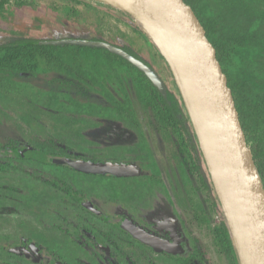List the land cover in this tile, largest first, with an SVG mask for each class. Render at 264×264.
Segmentation results:
<instances>
[{
  "label": "rangeland",
  "instance_id": "374dc122",
  "mask_svg": "<svg viewBox=\"0 0 264 264\" xmlns=\"http://www.w3.org/2000/svg\"><path fill=\"white\" fill-rule=\"evenodd\" d=\"M245 4L248 6V12L246 9H242L243 13H241L244 15L241 14L235 18L240 24L239 29L241 30L243 22V25L256 26L257 30H264V17L262 21L257 20L258 23H255L256 21H253V17H251L254 14L253 8L260 11L258 9L260 3L247 0ZM57 26L65 30L57 31L59 34L53 35L52 31ZM64 32L66 35L70 34L75 37L96 36L115 45L129 47L140 58L150 63L167 89L176 95L178 88L168 70L166 61L164 62L165 59L160 57L149 35L126 12L98 0H0V35L17 38L19 35L30 34L41 39L50 37V35L61 38L64 37ZM55 46L56 52L63 53L65 57L69 55L71 58L74 55V65H72L75 68L73 69L81 68L83 73L79 72L74 77L72 75L68 77L71 78L73 85L68 90V85L57 86L50 81L55 77H65V73H57L53 69L43 70L45 65L42 63H39L41 65L38 68H31L18 74L0 71V143H5L9 136H14L25 140L31 147H41L49 151L51 148L54 149L51 143L60 146L64 142L73 144V148L76 150L80 149L84 151L83 153L89 152L86 154L99 159L102 157L97 153L94 155L95 151L121 156L124 155L126 148L125 157L127 160L134 161L136 158L147 161L144 164L145 167L148 165L154 172L162 169L165 175L163 177L162 174L158 176L142 173L129 180V184L134 181H144L145 185H149L153 192L156 191L154 198L155 200L159 199L160 202L165 200L163 194L167 192V188L170 191V196L174 197L177 203L176 207L185 209V220L192 228L194 235L201 240L212 264H226L210 231L219 218L218 212L213 210L207 192L202 187L203 181L199 179L194 167L190 172L184 167L181 157L174 155L176 150L174 143L178 137L161 124H159L160 129L157 136H160L161 139L159 143L155 144L157 137L151 133L156 130H153V125L151 126L147 121L149 112H145L141 104L142 101L140 102L138 97L136 98L135 95H138L136 91L133 90L134 94L130 96L125 81L120 80L121 75V77H125L124 71L130 72V69H125L127 66L122 65L119 58L106 55L104 48H100L104 50H99L98 47L86 48L83 46V48H78L77 45L72 44ZM250 61L258 70L264 68V55L254 54ZM119 63L120 65H118ZM130 74L132 78L135 76L134 71ZM47 82L53 84H49V86ZM262 83L264 84V81ZM72 88L83 90L84 94L92 90L98 93V96L93 98V101H90L92 96L83 101V97H78V91L76 93L68 92ZM134 99H136L137 106L133 103ZM120 113L123 116L128 114V120L134 121V125H136L134 127L132 124H128L130 127H134L128 130L129 132L141 133L144 136L139 137V140L137 137L131 140L125 138L120 140L121 136L120 138H106L107 143H105L102 138L106 132L111 133V130L108 129V125L112 123L110 119L122 116ZM96 124H98V128L95 127ZM101 127H104L106 131L102 132ZM143 138L151 142L152 147ZM247 146L252 153L255 166L257 162L264 173V151L257 147L255 142L251 145L247 144ZM31 156L37 157L35 153H31ZM150 156H157V159L150 160ZM13 163L19 169L9 166V169L0 172V241L4 240L1 233L9 232L13 228L23 229L26 232L24 229L26 226L21 225L24 221L23 217L27 216V210H33V206L36 205L33 201H39L45 203L46 213L42 217L45 230L40 235L37 233L33 235L34 238L41 242L42 246H46L48 241L51 246L62 242L66 244L67 238L63 237L61 240V233L58 234L60 231L57 228H72L70 223H74L75 211L65 204L64 199L60 200L58 189L47 188L44 190L45 185L35 178L38 172L35 171L34 164H40V162L14 160ZM193 164V161L190 160V165ZM203 168L205 170L204 165ZM53 171L57 172V169ZM101 178L106 180L105 177H98L95 179L98 180L96 183L102 184ZM89 180L91 179L89 178ZM61 182L69 184L74 189L76 186L80 187L85 184L81 176L72 173L64 175ZM164 186L167 187L164 189ZM100 189L106 190L107 188L103 186ZM28 200H31V207L27 205ZM163 204L160 206L162 207ZM165 207L166 204H164ZM61 208L63 214L57 221L53 215H55V210ZM155 208L157 211L160 210L159 212H164L159 206H154L151 210L153 211ZM71 211L74 215L71 214ZM144 219H148V217L145 215ZM54 227L56 228L54 229ZM184 231L188 233L189 228ZM6 236L5 240L11 242L13 237ZM39 236L41 240H38ZM6 244L9 245V243ZM4 249H6L5 245ZM8 254L0 250V257L7 258L5 255ZM3 262L0 259V263Z\"/></svg>",
  "mask_w": 264,
  "mask_h": 264
},
{
  "label": "flooded vegetation",
  "instance_id": "af4514ba",
  "mask_svg": "<svg viewBox=\"0 0 264 264\" xmlns=\"http://www.w3.org/2000/svg\"><path fill=\"white\" fill-rule=\"evenodd\" d=\"M64 30V28L61 29V27L57 26L52 32L54 35L56 33L59 34L57 31ZM64 34L65 32L63 35ZM22 36L37 39L38 42L48 45H58L53 44V42L62 39H90L105 41L96 36L87 37L83 35L75 37L70 34H65L64 37L61 38L51 37L52 35H50V37H44L41 39L36 36H31L30 34ZM10 38H12V36L0 35V44L9 43ZM111 44L115 45L114 43ZM118 47L122 48V46ZM139 60L143 61L144 59L140 58ZM143 62L145 63V61ZM165 87L167 89L166 85ZM133 92L134 91L129 92L130 96L133 95ZM97 96L98 93L91 90L88 94L80 95L79 97H83V101H86L91 97L90 101H93V98ZM135 100L133 103L136 105L137 102H135ZM151 118L148 117L147 121L151 126L153 125V130H155L154 127L156 122L153 119L151 120ZM110 121L112 123L108 125V129L111 130V133L108 134V132H106V135H103L102 138V141L105 143H107L105 141L106 138H120L121 136L120 140L124 138L131 140L135 137L139 140V137L142 138V136H144V134L142 135L141 133L128 131L136 126L134 125V121L128 120V116L122 115L120 117H111ZM124 122L128 123L125 124ZM128 124H132L134 127H130ZM95 127L98 128V124H96ZM101 131L105 132L106 130L104 127H101ZM151 135L157 137L158 132L154 131ZM9 138L16 140L20 147L16 148L15 151L12 149L9 151L8 149L0 148V172L6 171L9 169V166L10 168L19 169L18 166L13 163L14 160H26L34 163L40 162V164H34L35 171L38 172L35 175V178L45 185L44 190H47V188L58 189L60 191V200L64 199L66 202L65 204H68L73 211H75L74 214L76 218L73 221L74 223H70L72 228H57L60 231L58 234L60 235L61 233V240L63 237L67 238L66 244L62 242L51 246L50 241H48L46 246H42V243L36 241L33 235L36 233L40 235L42 234V231L45 230L42 223V217L46 213V208L45 203L33 201L36 205L33 206V210L28 208L29 210L26 211L27 216L23 217L24 221L21 223V225L26 226V228H24L26 232H24L23 229L16 230V228H13V230H10L9 232L1 233L4 240L0 241V250L9 254L5 255L7 258L3 256L0 257L1 262L4 261L0 264H50V262H55V264H212L211 258L208 257V253H206V249L201 240L194 235L192 228H190L185 220V209L176 207L175 204L177 203L174 200V197L170 196V191L167 188V192L163 194V199L165 200L160 202L159 199L155 200L154 198V196L156 197V191L153 192L149 185H145L146 183L144 181H134L129 184V180L136 178L137 175L142 173L158 176L162 174L164 177L165 175L162 169L158 170L159 172H154V170L152 171L148 165L146 167L144 166L147 161L145 162L136 158L134 161L127 160L125 157L126 148L124 149V155L122 154L121 156H112L111 154L99 152L97 150L98 152L95 151L94 155L97 153L98 156L102 157V159H99L86 154L89 152L83 153L84 151L80 149V151L76 150V148H73V144L64 143L61 140L60 141L63 143L62 145L57 146L55 143H51L54 149L51 148L49 151H46L41 147H31L28 142L21 138L9 136L7 140ZM143 139L146 143L149 142L146 138ZM160 139V136L157 137L155 144L159 143ZM148 145L152 147L151 142H149ZM35 151H38L37 154ZM32 152H35L37 156L36 158L35 156H31ZM43 157H45V160H43ZM54 158H70L98 161L102 163L112 162L125 164L131 167V173L121 176L113 174L100 175L87 173L74 169L67 164L55 163L52 161ZM156 159L157 156H150V160L155 161ZM150 164L153 165V163ZM193 165H185L184 167L190 172L193 169L192 167L197 171L199 179L203 181L202 187L207 192L210 204H212L213 210H215L216 207L213 205V196L207 187L208 185L205 179V170L203 168L205 163L197 162ZM55 169H57V172L53 171ZM68 173L81 176L84 179L85 184L80 187L76 186V189L72 188L69 184H62L61 181L63 180L64 175H67ZM97 176L105 177L106 180L101 178L103 180L102 184L96 183V181H98L95 180L98 178ZM89 178L91 180H89ZM137 182L139 184H136ZM103 186L107 189H100V187L102 188ZM165 187L167 186H164V189ZM27 203V205L31 207V200H28ZM163 203L166 204L165 208ZM162 204L163 206L161 207L160 205ZM154 206H159L164 212H159L160 210L157 211L156 208L152 211L151 209ZM61 211L62 208L55 210V215L53 216L57 218V221L63 214ZM71 214L74 215L72 211ZM145 215L148 219H144ZM218 218V221L213 224L211 227L212 230L210 231L226 264H233L232 257L227 253L226 249L224 250V245L221 244L216 236V230L221 226L222 214L218 213ZM129 223L135 225L142 236L147 238L152 237L155 240L162 241L164 244L160 247L163 248H155L134 237L133 234L127 231L124 227L125 224ZM55 228L56 227H54V229ZM186 228H189L188 233L184 231ZM6 235L13 237L11 242L5 240V238H7ZM39 238L40 236L38 237V240H41V238ZM6 243H9V245ZM4 245L6 249H4Z\"/></svg>",
  "mask_w": 264,
  "mask_h": 264
},
{
  "label": "water",
  "instance_id": "95a60500",
  "mask_svg": "<svg viewBox=\"0 0 264 264\" xmlns=\"http://www.w3.org/2000/svg\"><path fill=\"white\" fill-rule=\"evenodd\" d=\"M98 1L112 6L104 0ZM127 1L150 25L168 54L163 53L139 25L165 59L176 83L238 264H264V186L246 144L232 92L213 45L192 8L183 0ZM66 43L104 48L119 55L166 95L165 84L156 71L124 49L101 40L62 39L53 42ZM52 161L93 174L121 176L131 173L130 166L112 162L70 158H54ZM124 227L142 242L163 248L160 247L164 244L162 241L142 236L135 225L129 223Z\"/></svg>",
  "mask_w": 264,
  "mask_h": 264
},
{
  "label": "trees",
  "instance_id": "16d2710c",
  "mask_svg": "<svg viewBox=\"0 0 264 264\" xmlns=\"http://www.w3.org/2000/svg\"><path fill=\"white\" fill-rule=\"evenodd\" d=\"M183 1L192 8L194 14L206 31V37L216 51V58L220 63L222 71L226 75L227 84L232 92L246 143L251 145L255 142L257 147H260L264 151V84L262 83V81H264V68L258 70L250 61L251 56L254 54L257 56L264 55V30H257L256 26L243 25V22L241 30L239 29L240 24L235 18L243 13L242 9H246L248 12V6L245 4L247 0ZM253 1L260 3V5H258L260 6V8H258L260 11L253 8L254 14L251 15L253 21L258 23L257 20L262 21L264 17V0ZM231 4L233 5L231 6ZM244 28L246 29L244 30ZM54 47L56 48L55 45L43 44L34 38H26L24 36H18L16 38L12 36L9 43L0 44V71H10L11 74H18L20 72H26L31 68H38V66L41 65L39 63H42L45 65L43 70L53 69L56 70L57 73H65V77H55L50 81L57 86L68 85L67 89L69 90L73 85L70 80L71 78L68 77L71 75L74 77L75 74L79 72L83 73L82 69H73L75 68L73 67L74 55L71 58L69 55L65 57L63 53L60 54L56 52ZM80 47L83 48V46H78V48ZM122 49L137 59H140L129 47L122 46ZM99 50L104 49L99 48ZM104 51L106 55L112 58H119L122 65L128 67L125 69H130V72H135V76L132 78L130 72L124 71V75L127 78L125 79V77H121V75L120 80L125 81L128 93L133 90L136 91L138 95L135 96L136 98L138 97L137 99L140 100V102L142 101L141 104L145 112H149L148 117H152L156 122L154 129L157 132L160 129L159 124H161L178 137L177 141L174 143L176 145L174 155L176 157L180 156L182 162L186 166L190 165V160H192L193 163L201 162L204 164L189 116L178 90L175 95L173 91L166 89V95L164 96L135 66L119 55L106 50ZM159 55L164 60L160 53ZM143 61H145L147 65H150L146 60ZM80 62H82V60H80ZM118 65H120V63ZM96 68L100 69L99 67ZM110 74L109 72V75ZM53 83L49 84L51 85ZM68 92H77L78 97L80 95L82 96V94L84 95L83 90L79 91L73 88ZM132 94H134V92ZM120 115L122 114L120 113ZM125 116H128V114H125ZM1 147L9 151H11V149L15 151V149L20 146L16 140L9 138L5 143H0V148ZM194 152L197 157L194 155ZM44 158L45 157H43V160H45ZM256 164L264 186V173L257 162ZM206 171L205 168L204 174ZM205 179L208 185L206 186L213 196V205L216 207L215 210L222 214L219 201L215 195L207 172ZM216 231L217 238L220 240L221 244L224 245V250L226 249L227 253L232 257L233 264H238L237 256L230 240L228 227L223 216L221 226Z\"/></svg>",
  "mask_w": 264,
  "mask_h": 264
},
{
  "label": "bare ground",
  "instance_id": "6f19581e",
  "mask_svg": "<svg viewBox=\"0 0 264 264\" xmlns=\"http://www.w3.org/2000/svg\"><path fill=\"white\" fill-rule=\"evenodd\" d=\"M104 1H106L107 3L111 4L112 6H114L115 8L121 11L127 12L138 25H140L149 33V35L152 37L153 41L157 44L160 50L163 53L167 54L163 44L156 36V34L153 32L150 25L145 21L143 17H141L138 11L127 0H104Z\"/></svg>",
  "mask_w": 264,
  "mask_h": 264
}]
</instances>
